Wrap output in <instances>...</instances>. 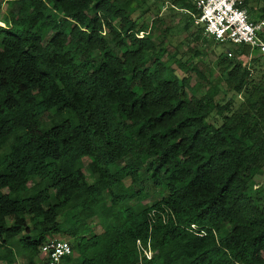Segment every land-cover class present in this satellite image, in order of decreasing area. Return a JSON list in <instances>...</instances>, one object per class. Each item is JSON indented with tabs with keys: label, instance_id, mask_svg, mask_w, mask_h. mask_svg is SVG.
Returning a JSON list of instances; mask_svg holds the SVG:
<instances>
[{
	"label": "trees",
	"instance_id": "obj_1",
	"mask_svg": "<svg viewBox=\"0 0 264 264\" xmlns=\"http://www.w3.org/2000/svg\"><path fill=\"white\" fill-rule=\"evenodd\" d=\"M170 2L200 39V10ZM137 10L0 0L2 264H35L59 237L68 264H264V206L247 193L264 167V70L251 66L264 55L249 66L246 45L221 52L219 81L189 94L202 73L164 60ZM149 237L156 253L141 260L136 241Z\"/></svg>",
	"mask_w": 264,
	"mask_h": 264
},
{
	"label": "rangeland",
	"instance_id": "obj_2",
	"mask_svg": "<svg viewBox=\"0 0 264 264\" xmlns=\"http://www.w3.org/2000/svg\"><path fill=\"white\" fill-rule=\"evenodd\" d=\"M246 7L249 10L253 18H258L262 14L261 8L264 7V0H246ZM138 5V10L134 14V17H140V22H145L148 29H151L154 36V41L160 48H165L166 53L164 60H167L169 64L177 70L180 75H184L187 72L186 66L181 65L180 61L186 62V65L193 63L197 66L198 70L202 74H198L194 70H191V81L189 94H195L202 96L209 87L219 81L220 70L218 66V58L221 52H228L231 49L233 56L235 55L234 46L231 42L217 43L214 40L207 38L203 34L200 39H196L198 29L196 26L186 27L187 21H189V13L178 6H173L170 0H135ZM153 21L154 24H153ZM146 35V32H140L139 37ZM250 55L240 56V60L245 65H251ZM253 72L255 70H264V61L259 66L252 63ZM221 88L226 89L224 81L220 82ZM228 97L232 93L227 94ZM223 94H220L218 98H221ZM237 99H241L242 95L235 96ZM214 120V118H211ZM217 124L221 123L220 119H217ZM85 162H90L89 158L85 159ZM247 193L257 200L260 205L264 206V167L259 174L256 175L254 181L249 186ZM164 193L158 191L153 193L152 196L146 200L151 202L155 199H160ZM96 231H101L103 225L99 219L92 221ZM60 238V237H59ZM71 240L70 238H64ZM27 260L23 256H19L16 264H26ZM2 264V262H0Z\"/></svg>",
	"mask_w": 264,
	"mask_h": 264
},
{
	"label": "built area",
	"instance_id": "obj_3",
	"mask_svg": "<svg viewBox=\"0 0 264 264\" xmlns=\"http://www.w3.org/2000/svg\"><path fill=\"white\" fill-rule=\"evenodd\" d=\"M200 16L195 23L204 27V35L217 43L231 42L233 45H246L249 55L254 51L264 55V16L253 18L245 5V0H191ZM232 55L231 51H228ZM195 229L196 226L193 224ZM202 234V233H199ZM136 247L141 260H150L156 250L151 237L137 239ZM74 255L70 240L55 238L40 247L39 260L35 264H68L67 257Z\"/></svg>",
	"mask_w": 264,
	"mask_h": 264
}]
</instances>
